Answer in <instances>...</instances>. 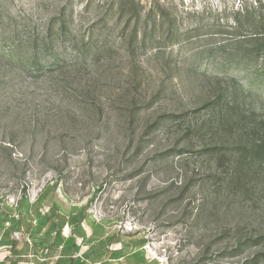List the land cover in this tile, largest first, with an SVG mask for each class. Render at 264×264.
I'll use <instances>...</instances> for the list:
<instances>
[{"label": "rangeland", "instance_id": "rangeland-1", "mask_svg": "<svg viewBox=\"0 0 264 264\" xmlns=\"http://www.w3.org/2000/svg\"><path fill=\"white\" fill-rule=\"evenodd\" d=\"M46 191L154 264H264V0H0V211Z\"/></svg>", "mask_w": 264, "mask_h": 264}, {"label": "crops", "instance_id": "crops-1", "mask_svg": "<svg viewBox=\"0 0 264 264\" xmlns=\"http://www.w3.org/2000/svg\"><path fill=\"white\" fill-rule=\"evenodd\" d=\"M0 264H154L142 238L109 230L55 192L0 211Z\"/></svg>", "mask_w": 264, "mask_h": 264}]
</instances>
